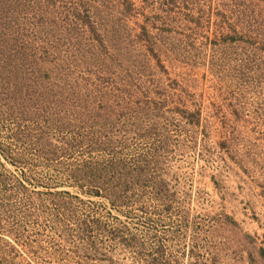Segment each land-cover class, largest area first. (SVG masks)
Wrapping results in <instances>:
<instances>
[{"label": "rangeland", "instance_id": "1", "mask_svg": "<svg viewBox=\"0 0 264 264\" xmlns=\"http://www.w3.org/2000/svg\"><path fill=\"white\" fill-rule=\"evenodd\" d=\"M263 250L264 0H0V264Z\"/></svg>", "mask_w": 264, "mask_h": 264}, {"label": "trees", "instance_id": "2", "mask_svg": "<svg viewBox=\"0 0 264 264\" xmlns=\"http://www.w3.org/2000/svg\"><path fill=\"white\" fill-rule=\"evenodd\" d=\"M197 115L198 114H193V113H190V114H188V116L190 117V119H188L190 122H192L193 124L195 123V122H198V123H200V121L199 120H195V118L197 117ZM225 146V145H224ZM100 190H101V187H100V189H98V190H96V193H93V194H96V195H101L100 194ZM105 190H108V189H104V191ZM107 192V191H106ZM106 197L109 199V200H111V202H113L112 201V196L107 192L106 193ZM229 220H231L229 217H227ZM236 224V223H235ZM162 250V249H161ZM160 253H161V255H163V253L161 252V251H159ZM261 253H262V255H264V250L263 251H261Z\"/></svg>", "mask_w": 264, "mask_h": 264}]
</instances>
